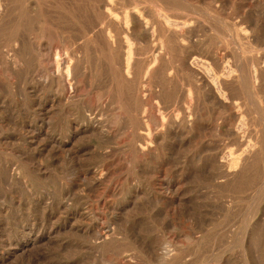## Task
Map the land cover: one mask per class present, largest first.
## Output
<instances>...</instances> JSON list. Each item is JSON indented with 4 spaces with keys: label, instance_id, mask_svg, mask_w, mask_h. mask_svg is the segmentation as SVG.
<instances>
[{
    "label": "rangeland",
    "instance_id": "obj_1",
    "mask_svg": "<svg viewBox=\"0 0 264 264\" xmlns=\"http://www.w3.org/2000/svg\"><path fill=\"white\" fill-rule=\"evenodd\" d=\"M39 1L43 16L58 23L44 26L41 50L62 47L59 35L67 46L76 36L81 74L65 95L41 77L46 70L59 76L55 65L35 58L20 77L0 67V264H264V0H118L142 3L157 29L151 36L145 22V35L135 38L122 88L113 75L122 56L111 61L81 32L94 18L88 2ZM161 10L187 21L183 35L164 31ZM195 57L216 74L231 69L222 76L229 99L189 70ZM152 89L158 96H149ZM38 97L47 109L55 101L49 115L39 112ZM242 118L246 128L236 133ZM33 128H42L41 137ZM141 142L145 148H135ZM249 143L252 151L225 180L219 152ZM108 225L115 238L95 243ZM166 249L173 256L163 261Z\"/></svg>",
    "mask_w": 264,
    "mask_h": 264
},
{
    "label": "bare ground",
    "instance_id": "obj_2",
    "mask_svg": "<svg viewBox=\"0 0 264 264\" xmlns=\"http://www.w3.org/2000/svg\"><path fill=\"white\" fill-rule=\"evenodd\" d=\"M56 5H64L65 1L68 0H52ZM88 2V5L90 7V10L94 16L92 21H88V27L86 28L89 34L87 35V31L85 29H81L83 34L87 37L92 39V41L96 44V50L99 49L105 53H107L110 57L113 54H120L122 56L121 60L118 62V66H115L116 72L114 77L116 76L115 79L118 80V85L119 87H123L125 84V80L127 81L132 73V56L134 54V51L136 49V43H135V38H138L140 34L145 35V22H146V28L148 34H151V36H155L157 29L154 23H149L147 22L148 19L145 20V8L142 7V3L137 2V4H134L132 6H124L120 5L118 0H84ZM168 1V0H167ZM174 1V0H173ZM262 1V0H261ZM177 3V1H174ZM182 3L185 1H181ZM188 2V1H186ZM190 2V1H189ZM44 1H39V0H0V67L9 69L13 73H15L17 76L22 75V70L20 71V68L27 69L29 65H31V62L35 60V58L39 59L40 62L42 60V64L46 63L47 65H55L58 70L59 76L53 77L54 73H51V70L45 71L44 74L41 76L42 79L47 82L50 79H53V83H56L58 86V89L62 92V94L66 95V92L68 90L73 89L74 82L77 77L80 76V67L82 63V49L81 46L76 47L74 41L76 40V36H71L70 38L72 39L69 43V46L65 45V41L63 40V36L59 35V39L62 42V47H56L54 48L53 45H50L48 48V51H43L41 50L38 42L42 39V33L43 30L45 29L44 26H47V24H53L58 27V23L52 22L53 20L47 19L43 15V10L41 6L43 5ZM258 3V2H257ZM70 4V3H69ZM74 4V3H73ZM179 4V3H178ZM190 4V3H189ZM192 4V3H191ZM75 5V4H74ZM155 5V4H154ZM186 4L185 6H187ZM181 6V4H180ZM174 7V6H173ZM190 7V6H188ZM192 7V6H191ZM177 8V6H176ZM187 8V7H186ZM184 8V9H186ZM48 9V8H47ZM188 9V8H187ZM194 10V9H193ZM196 11V10H195ZM194 11V12H195ZM206 11H209L206 9ZM203 11V12H206ZM213 11L210 9V12ZM262 11V10H261ZM48 12V10H47ZM202 12V13H203ZM210 12H208L210 14ZM207 13V12H206ZM207 13V14H208ZM213 13V12H212ZM208 14V16H209ZM159 17V23L161 26H163L164 31L166 30L167 32H170L174 34L176 37L181 36L184 34V31L188 27L187 21H179L165 12L157 11L156 14ZM203 16H206L203 15ZM206 16V17H208ZM210 17V16H209ZM70 23V22H69ZM87 23V22H86ZM223 23V22H222ZM191 24V23H190ZM70 26V24H69ZM231 27V26H230ZM232 28V27H231ZM71 29V27H70ZM162 29V30H163ZM207 29V28H206ZM237 29V28H236ZM235 29V30H236ZM234 30V29H232ZM229 31V29L227 30ZM237 31V30H236ZM249 31V30H248ZM231 32V31H229ZM235 32V31H234ZM231 34V33H230ZM238 32L236 33V35ZM239 35V34H238ZM44 36V35H43ZM164 36V35H163ZM80 40V38H79ZM142 41V40H141ZM239 41V40H238ZM60 42V41H59ZM241 42V41H240ZM60 44V43H59ZM68 44V43H67ZM78 44V43H77ZM90 43H86L84 48L88 50V45ZM244 44V43H243ZM249 45V44H248ZM247 45V46H248ZM44 46V45H43ZM83 46V44H82ZM239 46V45H238ZM83 48V47H82ZM164 43H162L161 49H164ZM238 48V47H237ZM240 48V47H239ZM249 48V46H248ZM254 48V47H253ZM94 49V50H95ZM92 52V51H91ZM240 53V52H239ZM238 53V54H239ZM172 55V54H171ZM240 55V54H239ZM239 55L237 56L239 58ZM88 56V55H87ZM92 57V56H90ZM93 58V57H92ZM91 58V59H92ZM105 59V58H104ZM237 59V58H236ZM113 60H116L115 58ZM111 59V61H113ZM240 60V58H239ZM95 61V60H94ZM104 61V60H103ZM117 61V60H116ZM106 62V61H105ZM242 62V61H240ZM155 65V64H153ZM151 65V66H153ZM85 66V65H84ZM104 66V64H103ZM109 66V65H108ZM231 66V65H230ZM254 66V64H253ZM88 67V66H87ZM189 70L191 72L199 71L204 78L208 79L213 90L215 91L216 95L222 99V100H227L229 99L226 90H225V83L227 82L225 78L222 76L224 75H229L231 73V69H228L227 71L223 70L222 74H216L211 68L210 65L200 59V58H193L191 62L188 65ZM239 67H241L239 65ZM108 68H111L110 66ZM227 68V67H225ZM231 68V67H230ZM238 68V67H237ZM91 69V67H90ZM89 69V70H90ZM94 70V69H93ZM112 70V68H111ZM240 70V69H239ZM83 71V70H82ZM112 72V71H111ZM64 73V74H63ZM57 74V73H56ZM63 74V75H62ZM87 74V73H86ZM95 74V73H94ZM92 75V74H91ZM244 75V74H243ZM23 76V75H22ZM96 76V75H95ZM241 76V75H240ZM31 77V76H30ZM146 77V75H145ZM151 77V76H150ZM260 78V71L259 69L255 68L254 73H252L251 76V83L252 87L256 88L258 87V82ZM35 79V78H34ZM92 79V78H91ZM95 79V77H94ZM113 79V78H112ZM242 79V77H241ZM245 79V78H244ZM78 80V79H77ZM96 80V79H95ZM111 80V79H110ZM151 80V79H150ZM116 81V80H115ZM243 81V80H242ZM88 82V81H87ZM150 82V81H149ZM246 82V81H245ZM249 82V81H248ZM100 83V82H99ZM92 84V82H91ZM101 84V83H100ZM82 85V84H81ZM93 85V84H92ZM113 85V84H112ZM244 85V84H243ZM250 85V84H249ZM76 86V85H75ZM102 86V85H101ZM90 87V86H88ZM105 87V86H104ZM145 87V86H144ZM247 87V86H246ZM243 87V88H246ZM251 87V85H250ZM82 88H85L83 86ZM118 88V87H117ZM151 88V87H150ZM249 88V87H248ZM48 89V88H47ZM52 89V87H51ZM100 89V88H99ZM110 89V88H109ZM251 89V88H250ZM49 90V89H48ZM119 90V89H117ZM122 90V89H120ZM248 90V89H247ZM51 91V90H50ZM81 92V89H79ZM86 89L84 90V92ZM90 91V89H89ZM48 92V91H47ZM76 92V90H75ZM78 92V91H77ZM76 92V94H77ZM91 92V91H90ZM112 92V91H111ZM51 93V92H50ZM79 93V92H78ZM160 93V90H151L149 96L152 97L153 95H157ZM32 94V93H31ZM44 94V93H43ZM60 94V93H59ZM68 94V93H67ZM75 94V93H74ZM121 94V93H120ZM247 94V93H246ZM252 94V93H251ZM29 93H27L24 98H26ZM40 95V94H39ZM51 95V94H50ZM79 96V94H77ZM94 95V94H93ZM148 93L145 94V91L143 92V101L145 104V98ZM33 96V95H32ZM38 96V95H37ZM35 96V98H37ZM47 96V95H46ZM63 96V95H62ZM86 96V95H85ZM84 96V99H85ZM88 96V95H87ZM188 96V95H187ZM249 96V95H248ZM23 98V99H24ZM75 98V96H74ZM28 99V98H27ZM77 99V98H76ZM80 99V98H79ZM78 99V100H79ZM97 99V98H96ZM250 99V98H249ZM253 99V96L252 98ZM83 100V99H82ZM81 100V101H82ZM106 100V99H104ZM108 100V99H107ZM106 100V101H107ZM190 100V99H189ZM30 101V100H29ZM75 101V100H74ZM149 101V100H148ZM256 101V100H255ZM41 109H39V112L42 111L43 114L49 115L50 109L53 110L55 106V101H49L50 108L47 109L44 107L45 103L38 99L34 101ZM63 102V101H62ZM87 102V101H86ZM67 103V102H66ZM100 103V102H99ZM124 103V102H122ZM151 103V102H150ZM157 103V102H156ZM193 103V102H192ZM230 103V102H229ZM233 104L237 105L238 102H232ZM29 104V103H28ZM119 104V103H118ZM121 104V103H120ZM119 104V105H120ZM125 104V103H124ZM24 105V104H23ZM151 105V104H150ZM149 105V106H150ZM94 106V105H93ZM91 106V107H93ZM252 106V105H251ZM36 107V106H35ZM125 110L128 108L126 106H123ZM159 107V106H157ZM38 108V107H37ZM152 108V107H151ZM150 108V109H151ZM229 108V107H228ZM31 109V108H30ZM36 109V108H35ZM153 110V109H152ZM159 110V109H158ZM58 111V110H57ZM89 111V110H88ZM144 111V110H143ZM187 111V110H186ZM29 112V111H27ZM41 112V113H42ZM67 112V110H66ZM98 112V111H97ZM145 112V111H144ZM162 112V111H161ZM190 112V111H188ZM34 114V112H32ZM39 113V114H41ZM51 113H53L51 111ZM122 113V112H121ZM128 113V112H126ZM156 113V110H155ZM30 114V113H29ZM32 114V115H33ZM97 114V113H96ZM123 114V113H122ZM130 114V113H129ZM150 114V113H149ZM25 115V114H24ZM51 115V114H50ZM120 115V114H119ZM118 115V116H119ZM127 115V114H126ZM125 115V116H126ZM132 115V114H131ZM144 115V113H143ZM178 116V114H176ZM31 116V115H30ZM35 116V115H33ZM89 116V115H88ZM92 116V115H91ZM114 116V115H113ZM191 116V115H190ZM51 117V116H49ZM123 117V116H122ZM154 117V116H153ZM152 117V118H153ZM31 118V117H30ZM35 118V117H34ZM37 118V117H36ZM120 118V117H119ZM129 118V117H128ZM134 118H136L134 116ZM157 118V117H156ZM164 118V117H163ZM21 119V118H20ZM38 119V118H37ZM54 119V118H53ZM115 119V118H114ZM132 119V118H131ZM105 120V119H103ZM107 120V118H106ZM112 120V118H111ZM110 120V121H111ZM155 120V119H153ZM162 120V119H161ZM91 121V119H90ZM131 121V120H130ZM137 121V120H136ZM135 121V122H136ZM157 121V120H156ZM262 121V120H261ZM113 122V121H112ZM116 122V121H115ZM119 122V121H117ZM134 121H132L133 123ZM134 122V123H135ZM158 122V121H157ZM107 123V122H106ZM18 124V123H17ZM102 126V123H100ZM99 124V125H100ZM109 124V123H108ZM264 124V123H263ZM21 125V124H20ZM32 124H30L31 126ZM90 125V124H89ZM106 125V124H105ZM114 125V124H113ZM125 125V122H124ZM132 125V124H131ZM137 125V124H136ZM150 125V124H149ZM159 125V122H158ZM162 125V124H161ZM96 126V125H95ZM191 126V125H190ZM19 127V126H18ZM21 127V126H20ZM19 127V128H20ZM25 127V126H24ZM109 127V126H108ZM115 127H118L115 126ZM136 126H134L135 128ZM154 127V126H152ZM163 127V125H162ZM103 128V127H102ZM126 128V127H125ZM130 128V127H129ZM198 128V127H197ZM246 128V121L244 118L240 119L238 124L236 125V133H240V131L245 130ZM22 129V128H20ZM89 129V128H88ZM152 129V128H151ZM23 130V129H22ZM34 132V136L38 137L40 136L42 128H33L31 129ZM78 130V129H77ZM96 130V128H95ZM102 130V129H101ZM115 130V129H114ZM113 130V131H114ZM135 130V129H134ZM28 131V130H27ZM30 131V130H29ZM48 131V129H47ZM61 131V130H60ZM93 131V130H92ZM91 131V132H92ZM103 131V130H102ZM111 131V130H110ZM132 131V130H131ZM136 131V130H135ZM162 131V129H161ZM101 132V131H100ZM116 132V131H115ZM114 132V133H115ZM118 132V131H117ZM116 132V133H117ZM121 132V130H120ZM123 132V131H122ZM153 132V131H152ZM164 132V131H162ZM46 133V132H45ZM49 133V132H47ZM150 133V132H149ZM155 133V132H153ZM77 134V133H76ZM113 134V133H112ZM119 134V133H118ZM219 134V133H218ZM47 135V134H46ZM49 135V134H48ZM51 135V134H50ZM49 135V136H50ZM86 135V134H85ZM100 135V134H99ZM102 135V134H101ZM116 135V134H115ZM148 135V134H147ZM150 135V134H149ZM154 135V134H153ZM48 136V137H49ZM87 136V135H86ZM117 136V135H116ZM121 136V135H120ZM131 136V135H130ZM129 136V137H130ZM41 137V136H40ZM46 137V136H45ZM53 137V136H52ZM119 137V136H118ZM137 137V136H136ZM154 137V136H153ZM126 138V137H125ZM155 138V137H154ZM36 139V138H35ZM51 139V137H50ZM153 139V138H151ZM157 140V139H156ZM243 140V139H242ZM134 141V140H133ZM137 141V140H136ZM135 141V142H136ZM155 141V140H154ZM51 142V141H50ZM130 141H128L129 143ZM25 143V142H24ZM28 143V142H27ZM46 143V142H45ZM124 143V142H122ZM52 144V143H51ZM152 144V143H151ZM32 145V143H31ZM38 145V144H37ZM134 145V143H133ZM45 146V145H44ZM53 146V145H52ZM59 146V143H58ZM125 146V145H124ZM123 146V147H124ZM139 149H144L145 148V143H140L138 144ZM148 146V145H147ZM251 144L249 143V146L247 145L245 148L242 149L241 152L239 151H233L232 149H222L219 152L220 158L224 162L222 163V167L224 168L225 175L224 179H229V175L231 172H237L238 171V166L243 162L249 152L252 151L251 149ZM32 147V146H31ZM35 147V146H34ZM51 147V145H50ZM122 147V146H121ZM133 147V146H132ZM36 148V147H35ZM39 148V147H38ZM46 148V147H45ZM61 148V147H60ZM116 148V147H115ZM147 148V147H146ZM62 149V148H61ZM134 149V148H133ZM50 150V149H49ZM72 150V149H71ZM121 150V149H120ZM124 150V149H122ZM137 150V149H136ZM239 152V153H237ZM46 153V152H45ZM133 153V151H132ZM140 153V152H139ZM134 156L136 154L133 153ZM142 154V153H141ZM45 155V154H44ZM51 155V154H50ZM131 156V158H132ZM46 157V156H45ZM132 160V159H131ZM135 161V160H133ZM132 164V162H131ZM134 164V163H133ZM144 163H142L143 165ZM1 170V169H0ZM91 171V170H90ZM96 171V170H95ZM86 173V172H85ZM93 174V173H91ZM103 174V173H102ZM106 174V172H105ZM86 175V174H83ZM13 176V175H12ZM11 176V177H12ZM88 177V176H87ZM86 177V178H87ZM94 177V176H93ZM15 179V178H14ZM19 179V178H18ZM93 179V178H92ZM91 179V180H92ZM11 180V179H9ZM253 180V179H252ZM14 181V180H13ZM12 181V182H13ZM25 181V180H24ZM103 181V180H102ZM105 181V180H104ZM9 182V181H8ZM23 182V181H22ZM27 183V182H26ZM222 183V182H221ZM22 184V183H21ZM31 184V183H30ZM10 185V184H9ZM27 185V184H26ZM95 185V184H94ZM102 185V184H101ZM13 186V185H12ZM17 186V185H16ZM24 186V184H23ZM97 186V184H96ZM26 188V187H24ZM23 188V189H24ZM260 188V187H259ZM28 190V188H27ZM258 190V189H257ZM29 191V190H28ZM30 193V192H29ZM32 194V193H31ZM119 194V193H118ZM67 195V194H66ZM70 196V193H69ZM258 196V193H257ZM138 197V196H137ZM141 198V197H140ZM255 198V197H254ZM253 198V200H254ZM136 199V198H135ZM134 199V200H135ZM252 200V201H253ZM142 202V201H141ZM235 203V202H233ZM262 203V202H261ZM49 204V203H48ZM253 204V203H252ZM46 207L48 205H45ZM251 206V205H250ZM253 207V206H252ZM47 209V208H46ZM117 209V208H116ZM44 211V210H43ZM115 212V211H114ZM77 214V213H76ZM120 214V213H119ZM4 215V214H3ZM2 215V216H3ZM7 216V214H5ZM48 215V214H47ZM80 215V214H79ZM118 215V214H117ZM82 216V215H81ZM92 216V215H91ZM115 216V215H114ZM128 216V215H127ZM51 217V215H50ZM76 217V216H75ZM85 218V217H84ZM118 219V218H117ZM121 219V218H119ZM80 220V219H79ZM86 220V219H85ZM84 221V220H83ZM116 221V220H115ZM80 222V221H79ZM250 224V223H249ZM110 225H108L109 227ZM71 227V226H70ZM97 228V226H96ZM130 228V227H129ZM127 227L124 228V231H128ZM123 230V229H122ZM136 230V229H135ZM248 231V229H246ZM71 231V230H70ZM75 231V230H74ZM78 231V230H77ZM96 232V231H95ZM129 232V231H128ZM131 232V231H130ZM135 232V231H134ZM137 233V231H136ZM139 233V232H138ZM249 233V231L247 232ZM93 234V233H92ZM125 234V233H124ZM87 236V235H86ZM97 236L99 244H104L108 239L110 238H115V230L113 228H107L105 230H98L97 231ZM121 236V235H120ZM247 236V234H246ZM249 236V235H248ZM91 237V236H90ZM125 237V236H124ZM132 236L130 235V238ZM94 238V237H93ZM141 238V237H140ZM134 239V238H133ZM132 239V240H133ZM136 239V238H135ZM134 239V240H135ZM199 239V238H198ZM247 239V238H246ZM129 241V240H128ZM131 241V240H130ZM142 241V240H141ZM108 242V241H107ZM145 244V242H143ZM147 245V244H146ZM134 247V245H133ZM148 248V247H147ZM151 248V247H150ZM157 249V248H156ZM100 250V249H99ZM151 250V249H150ZM138 251V250H137ZM175 252V250H174ZM177 252V251H176ZM175 252V253H176ZM144 253V252H143ZM152 255H156V252L154 249H152ZM177 254V253H176ZM151 256V255H150ZM173 254L170 253L169 249L164 250L163 254L160 255V259L163 261H166L170 257H172ZM134 257V256H133ZM132 258V257H131ZM136 259V258H135ZM134 259V260H135ZM159 259V257H158ZM119 260V259H118ZM136 261V260H135ZM113 262V261H112ZM121 262V261H119ZM127 262V261H125ZM138 262V261H137ZM161 262V261H160ZM124 263V262H123ZM108 264V263H107ZM114 264H118L116 262V259L114 261ZM121 264V263H120Z\"/></svg>",
    "mask_w": 264,
    "mask_h": 264
}]
</instances>
